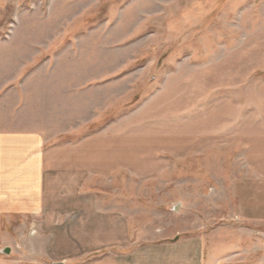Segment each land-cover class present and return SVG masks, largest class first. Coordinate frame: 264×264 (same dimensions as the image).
Returning a JSON list of instances; mask_svg holds the SVG:
<instances>
[{
	"label": "rangeland",
	"instance_id": "obj_1",
	"mask_svg": "<svg viewBox=\"0 0 264 264\" xmlns=\"http://www.w3.org/2000/svg\"><path fill=\"white\" fill-rule=\"evenodd\" d=\"M7 136L67 190L0 213V264H264V0H0Z\"/></svg>",
	"mask_w": 264,
	"mask_h": 264
},
{
	"label": "crops",
	"instance_id": "obj_2",
	"mask_svg": "<svg viewBox=\"0 0 264 264\" xmlns=\"http://www.w3.org/2000/svg\"><path fill=\"white\" fill-rule=\"evenodd\" d=\"M24 138L25 136H21ZM19 137V140L21 139ZM15 137H8L5 138L6 146L4 145L5 149L2 147L0 150V177H8L5 176L6 174H11V184L10 186V192H12V195L9 196V198H2L0 197V213L6 211V213L11 212H32V213H42L46 217H58L60 211L64 213V209H62L61 205V195L64 193V190H67L63 188V186H60V183L55 182L54 184L49 185L50 192L52 197L54 199L52 200L54 202V205L52 208L50 206H47V199H46V193H47V184L45 183V175L46 170L44 167V153H43V141L41 139H38L36 142H34L33 146H31V149L27 151V153L24 156H21L17 151L16 155V161H12L10 154L11 152H8L7 143H10L11 141L14 143ZM8 154L7 157L4 156L5 154ZM9 162V163H8ZM16 182V183H15ZM14 185L17 186L16 189H14ZM74 188V187H73ZM17 193V194H16ZM80 195V194H79ZM77 195V196H79ZM74 196V195H73ZM76 196V195H75ZM61 205V206H60ZM75 204L72 205V208H75ZM78 206V205H77ZM79 207L83 208L81 210V213L87 212L88 210H84V206L81 204ZM59 208V209H58ZM67 207H65L66 209ZM46 211H55L54 213H49L47 215ZM80 212V211H79ZM84 220H82V223L78 224L77 227L80 229L76 230V232H80V237H83L84 239H90L88 235H85V233H95L97 236L104 233L106 231L111 230L110 225H97L94 224V226L91 224V222H87V217L80 216ZM89 226L92 228L90 229ZM60 231H65L64 228ZM113 231H116L113 229ZM87 237V238H86ZM75 238V237H74ZM103 238V235H101V239ZM63 239V238H62ZM74 240V239H73ZM72 240V241H73ZM76 246H80L79 240H74ZM81 241H84L81 238ZM86 244V243H84ZM61 263V262H57ZM64 263V262H62Z\"/></svg>",
	"mask_w": 264,
	"mask_h": 264
},
{
	"label": "water",
	"instance_id": "obj_3",
	"mask_svg": "<svg viewBox=\"0 0 264 264\" xmlns=\"http://www.w3.org/2000/svg\"><path fill=\"white\" fill-rule=\"evenodd\" d=\"M7 251H9V250H7ZM55 264H64V263L61 262V263H55Z\"/></svg>",
	"mask_w": 264,
	"mask_h": 264
}]
</instances>
